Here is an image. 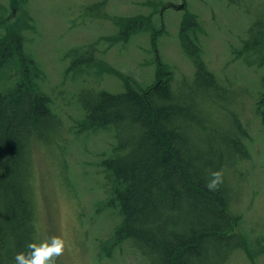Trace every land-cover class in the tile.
Returning a JSON list of instances; mask_svg holds the SVG:
<instances>
[{
  "label": "rangeland",
  "instance_id": "rangeland-1",
  "mask_svg": "<svg viewBox=\"0 0 264 264\" xmlns=\"http://www.w3.org/2000/svg\"><path fill=\"white\" fill-rule=\"evenodd\" d=\"M186 11L203 29L190 34L199 58L233 96L249 131L248 155L227 175L245 249H234L224 264H264V127L255 112L264 75V0H20L18 6L0 0V38L19 24L24 49L39 66L35 83L61 122L50 141L32 146L31 168L38 241L67 242L56 264H148L129 239L114 238L122 217L110 203L114 182L102 160L116 154V129L80 130V103L88 90L121 91L125 78L152 84L158 61L173 89L191 78L194 59L178 36ZM149 14L148 27H162L156 47L145 22L136 21L144 26L136 31L123 24ZM91 54L105 71L80 61ZM18 71L16 62L0 69V92L19 81Z\"/></svg>",
  "mask_w": 264,
  "mask_h": 264
},
{
  "label": "trees",
  "instance_id": "trees-1",
  "mask_svg": "<svg viewBox=\"0 0 264 264\" xmlns=\"http://www.w3.org/2000/svg\"><path fill=\"white\" fill-rule=\"evenodd\" d=\"M183 16L178 36L194 59L191 78L173 89L162 80L158 61L150 85L125 78L118 92L88 90L80 103L79 129H116V154L102 160L114 182L110 203L122 217L116 241L129 239L148 264H224L234 249H245V236L237 230L241 216L231 210L227 175L229 169L238 171V161L247 157L249 131L233 96L199 58L196 37L190 36L203 30L195 14L186 11ZM126 20L133 21L123 23L132 31L145 22L156 47L162 27H148L150 14ZM18 25L0 38V69L16 62L20 74L13 87L0 92V264H16L17 253L39 243L32 146L61 130L49 96L35 83L39 66L25 51ZM80 61L106 69L93 54ZM78 62L75 57L73 64ZM261 80L255 112L264 127V75ZM221 170L223 183L209 191L211 173Z\"/></svg>",
  "mask_w": 264,
  "mask_h": 264
},
{
  "label": "clouds",
  "instance_id": "clouds-1",
  "mask_svg": "<svg viewBox=\"0 0 264 264\" xmlns=\"http://www.w3.org/2000/svg\"><path fill=\"white\" fill-rule=\"evenodd\" d=\"M212 179L206 184L209 191H216L223 183V172L211 173ZM67 242L60 236H52L40 243H29L27 253L20 252L15 256L16 264H56V259L63 256Z\"/></svg>",
  "mask_w": 264,
  "mask_h": 264
}]
</instances>
